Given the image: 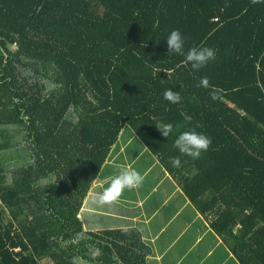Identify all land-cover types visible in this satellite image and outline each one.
<instances>
[{"label": "trees", "instance_id": "16d2710c", "mask_svg": "<svg viewBox=\"0 0 264 264\" xmlns=\"http://www.w3.org/2000/svg\"><path fill=\"white\" fill-rule=\"evenodd\" d=\"M176 29L215 59L182 66ZM263 90L264 0H0V264H147L139 227L78 214L126 127L238 264H264ZM193 128L212 141L197 160L173 148Z\"/></svg>", "mask_w": 264, "mask_h": 264}, {"label": "crops", "instance_id": "0c3cea01", "mask_svg": "<svg viewBox=\"0 0 264 264\" xmlns=\"http://www.w3.org/2000/svg\"><path fill=\"white\" fill-rule=\"evenodd\" d=\"M131 137L111 147L84 197L79 210L83 226L136 225L151 246L147 264H238L222 238L210 227V216L194 208L163 169L157 155L149 153L143 145H126L133 143ZM130 148L137 151L128 159L126 153ZM124 163L145 177L143 184L125 189L113 204H96L95 198L117 175L115 170L125 167Z\"/></svg>", "mask_w": 264, "mask_h": 264}, {"label": "clouds", "instance_id": "9594fccd", "mask_svg": "<svg viewBox=\"0 0 264 264\" xmlns=\"http://www.w3.org/2000/svg\"><path fill=\"white\" fill-rule=\"evenodd\" d=\"M252 3H261L262 0H251ZM167 38V53H174L184 57L181 61L182 66L187 67L191 65V69L196 71L204 66L210 60L215 59V51L209 47H191L185 52V40L181 32L176 29L172 30ZM197 87H204L210 89L209 95L213 100L218 99L219 89L210 84L208 77H202ZM163 98L171 104H178L181 102L182 97L179 92L173 91L171 88L167 89L163 93ZM184 116L186 122H191L192 117L181 113ZM157 129L161 132L164 137H168L173 131V125L170 123L157 124ZM199 127V125H196ZM212 141L211 138L202 132H197L195 128L192 130L181 132L174 140L173 148L177 149L182 155L191 157L193 160H197L201 157L203 152H206ZM170 163L173 167H180L179 157H170ZM145 177L131 166L122 167L118 174L112 177L110 184L103 190L102 193L98 194L94 202L98 205L113 204L119 199L125 189H135L140 187L144 182ZM123 231L127 232L128 229L124 228Z\"/></svg>", "mask_w": 264, "mask_h": 264}, {"label": "rangeland", "instance_id": "374dc122", "mask_svg": "<svg viewBox=\"0 0 264 264\" xmlns=\"http://www.w3.org/2000/svg\"><path fill=\"white\" fill-rule=\"evenodd\" d=\"M125 130V131H124ZM124 130H122V132H121V135H122V137H121V139L119 140V144H122V139L123 140H125V138H126V136H127V134H129V133H133L128 127H126V128H124ZM129 140V137H127L126 138V140H125V142L126 141H128ZM125 142H123V143H125ZM126 145H129V146H133V145H137V146H141L142 144L140 143V140L138 139V137H136L135 136V134H133V143H130V144H126ZM137 150H132V148H130V151L129 152H127L126 153V155L128 156V159H130V158H132L133 156H134V154H135V152H136ZM133 163V162H132ZM124 166L126 165V163H124L123 164ZM117 171V169L115 170V172ZM157 176V175H156ZM108 187V186H107ZM183 195H184V193H183ZM185 196V195H184ZM186 197V196H185ZM8 211H7V209H6V211H5V216H7L8 215ZM78 214H79V212H78ZM84 218V217H83ZM191 218H192V216H191ZM85 222L87 223V221H86V219H85ZM197 222L198 223H200L201 221L200 220H197Z\"/></svg>", "mask_w": 264, "mask_h": 264}, {"label": "built area", "instance_id": "2783aa9c", "mask_svg": "<svg viewBox=\"0 0 264 264\" xmlns=\"http://www.w3.org/2000/svg\"><path fill=\"white\" fill-rule=\"evenodd\" d=\"M263 93H264V90H263Z\"/></svg>", "mask_w": 264, "mask_h": 264}]
</instances>
